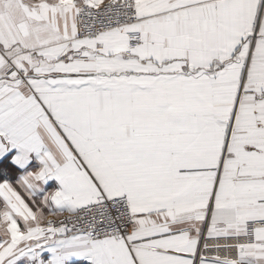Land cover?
Wrapping results in <instances>:
<instances>
[{
    "label": "snow or ice",
    "instance_id": "1",
    "mask_svg": "<svg viewBox=\"0 0 264 264\" xmlns=\"http://www.w3.org/2000/svg\"><path fill=\"white\" fill-rule=\"evenodd\" d=\"M0 264H264V0H0Z\"/></svg>",
    "mask_w": 264,
    "mask_h": 264
},
{
    "label": "crops",
    "instance_id": "2",
    "mask_svg": "<svg viewBox=\"0 0 264 264\" xmlns=\"http://www.w3.org/2000/svg\"><path fill=\"white\" fill-rule=\"evenodd\" d=\"M50 184H52L53 182H49ZM221 255H223V254H221Z\"/></svg>",
    "mask_w": 264,
    "mask_h": 264
}]
</instances>
